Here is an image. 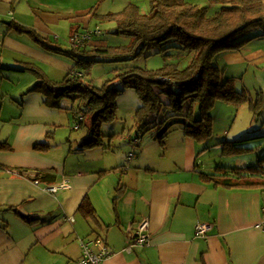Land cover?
<instances>
[{
  "label": "crops",
  "instance_id": "obj_1",
  "mask_svg": "<svg viewBox=\"0 0 264 264\" xmlns=\"http://www.w3.org/2000/svg\"><path fill=\"white\" fill-rule=\"evenodd\" d=\"M142 1L147 0H0V77L2 68L24 71L34 64L57 82L45 71L47 59L65 66L14 24L33 28L47 40L54 36L57 47L63 45L58 38H65L69 48L73 34L88 32L85 44L91 46L100 42L93 36L101 28L99 15ZM240 51L224 55L248 62L264 58L261 50L244 57ZM5 116L10 123L15 118ZM13 126L0 140L10 144L0 149L5 166L0 169V264H78L81 243L95 238L112 252L102 264H264V191L203 180L200 173L218 174L217 166H228L198 160L207 146L199 148L200 142L181 129L167 136L176 141L161 144L150 137L126 149L111 144L117 135L113 129L100 132L92 143L89 134L79 140L67 137L59 153L44 124ZM63 180L67 187L48 190ZM144 219L148 242L133 245ZM197 222L211 227L197 235Z\"/></svg>",
  "mask_w": 264,
  "mask_h": 264
},
{
  "label": "trees",
  "instance_id": "obj_2",
  "mask_svg": "<svg viewBox=\"0 0 264 264\" xmlns=\"http://www.w3.org/2000/svg\"><path fill=\"white\" fill-rule=\"evenodd\" d=\"M210 1V5L219 4L212 13L209 12L210 5L201 6L184 0H147V12L131 2L118 11L99 15L100 20L113 23L111 33L132 37L133 41L129 46L100 44L101 42L86 46L84 42L77 47L71 43V47L62 49L51 45L47 38L33 28L18 24L14 26L46 49L73 57L75 63L84 68L95 58L133 59L151 44L162 45L170 41L176 43L171 47H178L192 54L184 68L173 63H165L156 69L128 66L117 77L126 87L134 89L140 100L135 120L136 145L142 140L141 134L148 129H155L151 137L160 140L161 144L175 128L181 129L195 141L202 142L212 134L210 111L216 101L240 105L248 99L244 91L235 90L232 77H224V70L217 64V58L223 52L239 51L240 46L250 39L260 36L264 38V0ZM257 29L262 30L260 34H247ZM27 69L36 72L37 88L46 90L44 87H48L57 96L77 91L78 96L86 98L87 113L97 115L95 120L98 121L100 117L104 121L115 118L116 89L107 88L106 85L95 87L90 83H82L85 73L76 69L57 82L46 77L34 64H29ZM75 72L81 76L78 77ZM159 112L162 113L161 118L150 119V115ZM95 120L90 129L95 126ZM79 125L77 123V127ZM99 126L88 135L89 143L100 139ZM134 140L130 139L131 142ZM46 146L47 142L43 144V147ZM0 149L8 150L10 144L0 142ZM250 150L230 141H225L222 145L223 155H240ZM3 168L5 166L0 164V169ZM216 169L218 174L200 173V177L212 182L214 186L264 191V155L253 166H217Z\"/></svg>",
  "mask_w": 264,
  "mask_h": 264
},
{
  "label": "rangeland",
  "instance_id": "obj_3",
  "mask_svg": "<svg viewBox=\"0 0 264 264\" xmlns=\"http://www.w3.org/2000/svg\"><path fill=\"white\" fill-rule=\"evenodd\" d=\"M138 5L143 12L148 11V4L145 1L139 2ZM202 5L207 6L206 4ZM218 7L219 4L213 3V5H210L209 12H214ZM96 22L101 25V28L99 33L93 35L95 37H93L94 41L98 39L103 44L119 46H129L132 43V37L110 32L113 26L112 22L103 20ZM261 31V29H257L252 32L249 31L247 34L252 36L253 34H260ZM29 38L34 41L31 37ZM58 39L63 44L60 48L66 49L67 42L64 41L65 38ZM48 42L55 45L54 36L50 35ZM173 45H176V43L172 41L162 45L158 43L151 44L143 48L141 53L133 59L95 58L87 63L86 68L76 64L73 57L49 49V53L59 57L58 59L62 60L65 65L55 66L60 63L56 60L51 61L52 57L47 59L48 67L45 71L49 77H57L61 80L68 72L76 69L85 73L82 76V83H90L95 87L106 85L107 88L117 90L115 95L116 116L110 121H104L101 117L97 121L95 120L97 115L87 113L85 108L86 98L82 95L78 96L77 91L69 92L70 95L57 96L51 93L48 87H44L46 92L42 91L41 87H36L38 76L31 69L18 71L2 68L3 76L0 77V140L9 137L14 124H44L50 133L48 140L51 144H54V152L60 153L61 146L66 142L67 137L71 140L74 138L79 140L83 136L86 137L94 129L97 130L100 125V132L113 129L112 131L117 133L111 140V144L118 145L121 149H126L125 146L129 148L131 145L136 146L135 143L133 145L130 139L134 140L137 132L135 120L140 100L136 91L126 87L119 80L117 74L128 68V66L156 69L165 63H173L179 68H184L190 61L192 54H188L187 50L182 51L178 47H171ZM240 47L241 51L238 53H241L243 57L254 50H261L264 53V38L261 36L255 37ZM230 52L228 51V53ZM225 53L223 52L217 58V64L224 70V77H232L235 90L238 92L244 91L248 99L240 105L219 100L215 102L210 111L212 115V134L202 142L199 141V148L203 146H207V148L202 151L203 155L197 157L198 160L206 158L208 164L214 166L217 164L228 167L253 166L264 155V58L257 62H248L246 59L237 61L226 57ZM6 114H9L8 117H15L12 123L3 118ZM159 117H162L161 112L150 115V119H159ZM93 120H95V126L90 129ZM77 123H80L78 127ZM174 130L180 129L176 128ZM154 131L155 129H148L142 133V140L139 144L149 141L147 138H150ZM171 136L164 140L168 138L169 140H177ZM154 140L152 142H160V140ZM225 141H230L236 146H243L251 150L240 155H223V158H220L222 145ZM214 166L210 171L214 169Z\"/></svg>",
  "mask_w": 264,
  "mask_h": 264
},
{
  "label": "built area",
  "instance_id": "obj_4",
  "mask_svg": "<svg viewBox=\"0 0 264 264\" xmlns=\"http://www.w3.org/2000/svg\"><path fill=\"white\" fill-rule=\"evenodd\" d=\"M91 38L90 33H75L70 37L71 43L73 46H80L84 42L89 41ZM70 75H73V73H70ZM75 75L78 77L81 76L80 73L75 72ZM135 143V140L134 142ZM134 156V154L130 153L129 157ZM28 173H35L33 170L29 171ZM67 181L63 180L59 184H54L48 186V190L52 193L56 192L60 188L67 187ZM211 227L210 224L204 223V222H197L194 226L195 233L197 235H203L206 233V231ZM262 227L264 229V221L262 224ZM147 220H142L138 226L137 231L133 235V238L131 240V244L135 245H145L148 242V234H147ZM97 247L96 250L93 249V247ZM82 247V256L78 260V264H102L103 260L110 256L112 253L111 250L102 242L100 238H95L92 240H87L85 242L81 243Z\"/></svg>",
  "mask_w": 264,
  "mask_h": 264
}]
</instances>
